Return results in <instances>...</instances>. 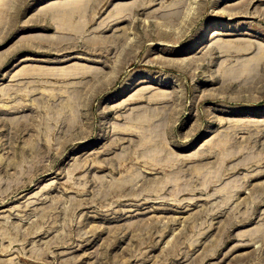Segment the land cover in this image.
I'll return each instance as SVG.
<instances>
[{
    "label": "rangeland",
    "instance_id": "rangeland-1",
    "mask_svg": "<svg viewBox=\"0 0 264 264\" xmlns=\"http://www.w3.org/2000/svg\"><path fill=\"white\" fill-rule=\"evenodd\" d=\"M0 1V264H264V0Z\"/></svg>",
    "mask_w": 264,
    "mask_h": 264
},
{
    "label": "bare ground",
    "instance_id": "bare-ground-1",
    "mask_svg": "<svg viewBox=\"0 0 264 264\" xmlns=\"http://www.w3.org/2000/svg\"><path fill=\"white\" fill-rule=\"evenodd\" d=\"M86 0H78V1H76L75 2V5L77 6V7H79V6H83L84 5V2H85ZM89 1H91V0H87L86 1V3L85 4H87ZM95 1V0H94ZM97 1V0H96ZM1 2V1H0ZM134 4V3H133ZM132 4V5H133ZM179 5V4H178ZM85 6V5H84ZM84 6L82 7V8H84ZM118 9H125V7H124V5L123 6H118ZM175 9V8H174ZM173 9V10H174ZM179 9V8H178ZM167 10H170V9H167ZM177 10V9H176ZM131 11V10H130ZM166 12V11H165ZM173 12V11H172ZM176 13V12H175ZM175 13H170V15H174ZM161 14V13H160ZM177 15V14H176ZM165 22V21H164ZM176 22V21H175ZM159 25L158 27H157V24ZM150 24V23H149ZM152 25L154 26V28L156 27V29H158L159 30V33H160V36H163V37H170L171 36V33L169 32V30L168 29H166V28H164V25L163 24H161V23H158V22H154V23H152ZM215 29V28H214ZM206 30V28H204V29H202V36L201 37H203V36H205V32H207V30ZM84 31V30H83ZM173 33V32H172ZM221 33V32H220ZM215 34H219V32L218 31H216V30H213L212 31V33H211V37L212 36H214ZM65 35V34H64ZM146 36V35H145ZM67 37V36H66ZM201 37L198 39V40H196L197 42L201 39ZM61 38H62V36H61ZM73 38V37H72ZM64 39V38H63ZM145 39V38H144ZM66 40V39H65ZM194 42L192 45H191V47L190 48H192V47H195L196 45H197V42ZM211 41V40H210ZM223 42V41H222ZM221 42V43H222ZM225 42V41H224ZM61 43V42H60ZM142 43H143V41H142ZM205 43V42H204ZM208 43V42H207ZM226 44V43H225ZM221 45V44H220ZM223 45V44H222ZM228 45V44H227ZM226 46V45H225ZM131 47V46H130ZM141 47V46H140ZM169 52H171V51H169ZM35 60H43V59H35ZM257 62V61H256ZM259 63V62H258ZM176 64V63H175ZM179 64V66H181V64H182V62H180V63H178ZM258 66V65H257ZM255 67V66H254ZM233 69V68H232ZM242 69L243 70H245L243 67H242ZM241 69V70H242ZM251 69V68H250ZM242 70V71H243ZM246 71V70H245ZM253 71V70H252ZM241 72V71H240ZM231 73H232V71H231ZM234 74V73H233ZM237 75H238V73H236ZM134 75H130L129 77H127L124 81H123V83H122V85L120 86V87H118V89L114 92V94L113 95H111V98H113V97H117V96H120L121 94H123V92H126V91H128V90H130L131 88H132V86L135 84V81L133 80V77ZM148 78L149 77H146V78H141L140 80H138V82L137 83H143V82H151V83H158V84H166V81L165 80H157V81H155V80H148ZM127 80H129L130 81V83L127 81ZM147 89H139L138 91H137V94L135 95V97H137V96H139V95H142L143 93H145V91H146ZM158 91V90H157ZM163 92V91H162ZM162 92H152L153 93V95H154V97L155 96H161V97H163V96H165V93H162ZM150 96H152V94L150 95ZM110 97V96H109ZM252 113H254L255 114V112H252ZM256 113H258V112H256ZM166 114V113H165ZM164 114V115H165ZM51 118V117H50ZM52 118H54V117H52ZM166 118V117H165ZM165 118L163 119V120H160L157 124L154 122V125L155 126H153L152 125V127H154V129H152V127H151V131H149L150 129H146L147 130V132H146V134H148V137H147V139L150 141V142H152V145H150V146H148V147H146V148H144L145 149V151H144V154H143V157H144V159H142V160H145V161H147V162H144V164H150V166H149V168H152L151 167V165L152 164H154V165H156V164H159V163H161V164H168V162L170 163L171 162V157L169 158V157H165L164 155H162L163 154V151H164V149H165V146L163 145V144H161V145H163V146H160L159 145V141H160V139H162L164 136H165V134L167 133V126H168V120L166 119L165 120ZM169 118V117H168ZM156 119V118H155ZM46 123V122H45ZM48 123V122H47ZM47 123H46V125H47ZM47 128V127H46ZM45 130V129H44ZM145 130V129H144ZM149 131V132H148ZM43 132V131H42ZM141 132H143L144 133V131H141ZM44 133V132H43ZM142 134V133H141ZM170 134V133H169ZM144 135H145V133H144ZM143 135V136H144ZM141 136V135H140ZM144 143L142 144V145H145L147 142H145V140L143 139L142 140ZM141 141V142H142ZM149 141H148V143H149ZM161 142V141H160ZM147 143V144H148ZM162 143V142H161ZM140 144V145H141ZM146 144V145H147ZM149 144H151V143H149ZM37 145V144H36ZM140 145L138 146V147H140ZM143 147L141 146V149H142ZM140 149V148H139ZM143 149V150H144ZM40 150V149H39ZM138 150V149H137ZM138 151H140V150H138ZM142 152V151H141ZM167 154H168V152H167ZM166 155V154H165ZM142 156V155H141ZM142 157V158H143ZM174 159V158H173ZM152 163V164H151ZM143 164V163H142ZM143 164V165H144ZM147 165H145V166H147ZM173 166V165H172ZM148 172H150L149 170H147ZM237 191V190H236ZM257 197V196H256ZM263 198V197H262ZM257 199V198H256ZM260 201V200H259Z\"/></svg>",
    "mask_w": 264,
    "mask_h": 264
}]
</instances>
